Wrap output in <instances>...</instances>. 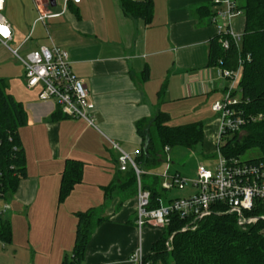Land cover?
Returning <instances> with one entry per match:
<instances>
[{
	"label": "crops",
	"instance_id": "1",
	"mask_svg": "<svg viewBox=\"0 0 264 264\" xmlns=\"http://www.w3.org/2000/svg\"><path fill=\"white\" fill-rule=\"evenodd\" d=\"M149 1L150 22L126 14L120 0H50L49 10L60 15L42 22L36 21L39 11L33 0H5L3 13L13 29L10 45L18 44L12 47L21 51L30 42L26 53L54 45L67 50L72 71L85 82L95 103V123L66 116L55 98L41 100V89L28 88L25 70L18 71L20 85L24 80L27 90L22 87L19 97L11 96L26 113L19 134L27 177L1 202L12 234L0 249V264H62L75 245L78 213L89 210L103 221L93 229L83 264H132L129 257L141 239L149 253L160 237L158 228H138L136 196L127 191L106 195V187L125 176L114 143L136 158L143 148L139 122L145 120L148 129L147 122L160 112L171 120L174 107L204 111L222 99L227 80L210 64L218 33L210 16L224 6L214 0ZM241 16L232 26L243 34L246 17L242 21ZM218 20L227 24L223 17ZM2 47L0 65L8 72L12 59L1 60ZM209 124L220 128L219 119ZM207 129L204 126L205 137ZM68 159L83 163L82 180L60 201ZM163 165L148 170L157 176Z\"/></svg>",
	"mask_w": 264,
	"mask_h": 264
},
{
	"label": "trees",
	"instance_id": "2",
	"mask_svg": "<svg viewBox=\"0 0 264 264\" xmlns=\"http://www.w3.org/2000/svg\"><path fill=\"white\" fill-rule=\"evenodd\" d=\"M120 3L126 14L151 21L152 4L149 0H120ZM238 3L246 16L241 49L233 42L229 49H224L217 35L211 45L210 64L218 66L220 60H223L229 68H237L240 57L243 58L238 83V93L243 101L240 106L249 115L264 114V0H238ZM204 15H207V9ZM170 118L169 114L160 112L147 122L151 125L148 129H145V120L138 123L143 148L134 159L139 168L145 171L141 179L143 187L151 192L150 210L174 198L164 199L166 191L156 182L160 178L150 173L148 167L164 162L165 146L172 149L176 145L196 146L205 140L203 122L171 125ZM25 123L23 104L6 93L4 80L0 79V203L7 201L8 196L16 191L19 182L27 177L26 155L19 134ZM222 141L220 149L226 158L241 159L248 151L258 148L262 155L249 161H264V118L247 124L242 132L226 134ZM82 170L81 161L67 160L61 180L60 201H64L82 180ZM124 174L120 183L114 182L106 187V195L127 191L137 199L136 172L130 168ZM150 176L155 178L154 182L145 180ZM218 208L220 205H214V212L202 219L194 231H182L186 220L179 214H172L170 223L164 228H158L161 230L160 237L153 244L152 251L146 252V259L152 264H264V220L241 226L236 213L220 212ZM4 214L0 218V240L5 244L11 241L12 231L11 223ZM245 215L259 217L264 215V209L261 205H255ZM101 221L102 218H98L95 210L78 213L75 245L62 264L84 263L93 229ZM171 236L172 249L169 250L166 242Z\"/></svg>",
	"mask_w": 264,
	"mask_h": 264
},
{
	"label": "built area",
	"instance_id": "3",
	"mask_svg": "<svg viewBox=\"0 0 264 264\" xmlns=\"http://www.w3.org/2000/svg\"><path fill=\"white\" fill-rule=\"evenodd\" d=\"M69 1V0H67ZM79 2L80 0H73ZM39 11L36 21L44 22L48 18L57 17L60 14L49 10L50 0H33ZM215 5H223L224 9L217 10L210 16L211 22L217 26L219 42L224 49H229L232 42L241 49L242 35L236 33L232 26V20L243 14L237 0H215ZM5 0H0V45L8 48L24 65L26 85L33 89L41 86L39 98L50 100L55 98L62 113L74 118H84L89 124L94 125L95 103L91 100L90 92L85 82L80 79L71 68L69 52L59 46L52 48L39 47L28 52L26 57L20 54V47L13 48L10 42L13 38V29L7 21L3 11ZM223 17L227 24L221 23L218 18ZM31 34L27 37V42ZM250 59V56L246 57ZM244 59L240 57L237 68H226L223 60L219 62V74L227 80L222 99L213 104L214 112L219 114L220 132L217 139L218 160L215 168L200 164L197 169V178L192 181L195 192L182 198H174L168 203H162L159 208L148 209L151 201V192L143 187L141 175L145 173L139 168L134 157L121 150L114 143V148L120 151L118 157L119 169L127 171L133 168L138 178L137 193V225L142 231L147 225L155 228H164L170 223L172 214H179L186 220L182 231L194 227L199 221L210 216L213 206L220 205L218 210L226 213H236L238 223L241 226L255 223L259 219L264 220V215L246 216L245 212L251 211L255 205H261L264 209V161L241 160L240 158H226L222 155V137L228 133L242 132L243 127L252 122L264 118V114L249 115L242 104V97L238 93V83L241 78V70ZM172 148L165 146L164 162L166 169L157 174L163 179L162 188L172 191L174 188L185 189L189 179L178 172L171 171ZM136 156L140 150L136 151ZM0 203V218L6 211ZM190 230V229H189ZM173 236L166 242L169 250L172 249ZM5 245L0 240V245ZM132 264H152L146 259L142 239L140 245L130 255Z\"/></svg>",
	"mask_w": 264,
	"mask_h": 264
},
{
	"label": "rangeland",
	"instance_id": "4",
	"mask_svg": "<svg viewBox=\"0 0 264 264\" xmlns=\"http://www.w3.org/2000/svg\"><path fill=\"white\" fill-rule=\"evenodd\" d=\"M245 17H246L245 13H243L242 16L239 17V19L243 21ZM17 45L18 44H15V45L12 44L13 47H16ZM27 46L28 48L20 51V54L23 57H26V55L28 54L26 53V51L30 49L29 47L30 42H28ZM1 50L3 51L2 53L3 56L1 60L5 61L8 59H12V62L8 61L9 66H10V69L8 72H5V70H2L1 65H0V79L4 80V89L8 95H14L16 97H19L18 89H21L22 87L24 88V90H27V89H26L24 80H22L21 82L22 84V87H21L20 81L17 78V73L19 70H25V67L23 63L10 50L8 51V49L5 48L4 46L2 47ZM10 56H12V58H10ZM15 61L20 63V65L15 64ZM226 68H229V67L226 66ZM39 89H41V86L39 87ZM39 89L35 91L36 94L39 93ZM213 104H212V107H208V109L204 111L195 110L191 106L186 107V108L174 107L171 110L172 119L169 122L171 125H184V124L192 123L195 121H203L205 122V124L204 123L203 124L208 129L206 130L207 132H206L205 140L202 143L196 146L176 145L173 148L172 154H171V157L173 159L172 160L173 162L171 163L172 164L171 171L176 172V170H179L181 172V175L189 179L190 182L188 183L186 188L183 190L174 188L172 191L170 190V191L164 192L163 194L164 199L168 197L169 198H182V197L189 196L190 194H193L195 192V189L193 188L192 181L196 180L197 178V169L200 164H205L207 167H210L212 169L215 168V165L217 164V160H218L216 143H217V139L219 136L220 128L219 130H216L215 128L212 127V124H209L213 122L214 120L219 119V114L214 112L213 110ZM261 155H262L261 151L258 148H254L248 151L247 153H245L243 156H241V160H249L253 158H258ZM163 166L162 168L157 170L158 174H161L166 169V164L164 167ZM145 180L146 181L150 180V182H154L155 178L153 176H150V177H146ZM156 182L159 186H161V182H163V179L160 178V180H157ZM199 223L200 221L194 227L189 228V229L192 231L196 230L199 227ZM148 226L154 227L152 225H147V227ZM2 247H3V244L0 245V249Z\"/></svg>",
	"mask_w": 264,
	"mask_h": 264
}]
</instances>
